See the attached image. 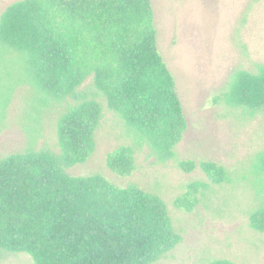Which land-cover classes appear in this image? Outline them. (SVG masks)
Segmentation results:
<instances>
[{
    "label": "trees",
    "instance_id": "16d2710c",
    "mask_svg": "<svg viewBox=\"0 0 264 264\" xmlns=\"http://www.w3.org/2000/svg\"><path fill=\"white\" fill-rule=\"evenodd\" d=\"M0 47L16 53L44 101H76L57 122L60 152L32 145L0 159V259L23 252L35 264H152L174 249L175 231L163 198L136 184L115 185L101 174L72 175L96 148L102 105L80 95L88 78L126 126L161 161L174 157L187 128L175 78L158 48L151 0H17L0 15ZM225 100L264 117V62L235 71ZM134 148L106 157L120 176L135 170ZM192 171L193 160L180 162ZM214 181L226 169L200 162ZM261 203L250 215L264 231V150L253 164ZM206 185L188 184L175 205L192 211ZM206 264H237L214 259Z\"/></svg>",
    "mask_w": 264,
    "mask_h": 264
},
{
    "label": "rangeland",
    "instance_id": "374dc122",
    "mask_svg": "<svg viewBox=\"0 0 264 264\" xmlns=\"http://www.w3.org/2000/svg\"><path fill=\"white\" fill-rule=\"evenodd\" d=\"M17 0H0V15ZM158 30V48L175 78L187 128L173 158L161 161L148 144L110 109L88 77L78 94L95 93L102 105L96 148L83 163L68 168L72 175L101 174L115 185L136 184L165 201L175 231L174 249L152 264H206L228 259L237 264H264V231L250 224L261 197L253 164L264 150V117L225 100L232 74L255 70L264 62V0H151ZM16 53L0 47V159L32 145L59 153L57 122L76 100L44 101L27 79ZM121 145L134 148L135 170L120 176L106 157ZM193 160L192 171L180 162ZM226 169L214 181L200 162ZM192 181L206 185L192 211L175 205ZM0 264H35L23 252H4Z\"/></svg>",
    "mask_w": 264,
    "mask_h": 264
}]
</instances>
